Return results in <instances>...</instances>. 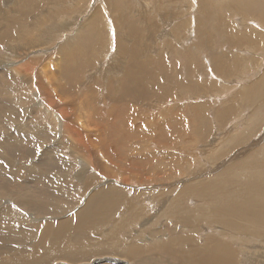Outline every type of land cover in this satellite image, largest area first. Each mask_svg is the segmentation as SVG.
Instances as JSON below:
<instances>
[{"label":"rangeland","instance_id":"374dc122","mask_svg":"<svg viewBox=\"0 0 264 264\" xmlns=\"http://www.w3.org/2000/svg\"><path fill=\"white\" fill-rule=\"evenodd\" d=\"M6 1L0 3V70L4 68L0 73V212L4 213L0 224L19 216L29 231L12 236L15 248L7 246L2 234L6 229L0 225V264H44L56 258L60 259L52 264H95L97 256L92 255L82 257L87 260L80 263L64 259L65 248L73 252L90 237L104 244L111 237L123 240V247L113 255L119 264L123 260L138 264L140 254L150 248L154 252V247L160 263L178 264L175 253H163V245L176 237H188L196 245L223 240L232 246L235 260L245 255L264 257V235L238 234L209 217L192 226L185 220L175 223L172 206L176 185L222 171L224 175L236 163L239 148L264 152V93L259 98L245 93L264 75V18L257 17L264 16V0H34L45 2L44 9ZM95 29L101 30L102 45L85 44L83 36ZM28 31H34L29 35L32 40L26 38ZM134 39L143 71L134 80L137 83H129L133 95L120 96L117 86L123 80H119L122 76L126 80L125 71L133 62L117 48L121 43L135 48ZM17 65L23 69L16 70ZM63 68L67 72L62 73ZM52 105H62L66 114H52ZM196 121L207 131L202 138ZM258 124L260 129L250 137ZM108 127L115 133L106 131ZM39 131L45 134L39 136ZM113 136L117 141L109 144ZM239 137H244L240 145ZM79 138L93 146H78ZM160 139L173 146L159 144ZM118 148L126 150L121 153ZM150 152L167 155L148 160ZM136 162L147 163L146 176L156 178L131 177L137 172ZM176 162L180 172L167 176ZM259 174L264 176V168ZM111 187L119 189L125 210H141L121 229L111 227L116 215ZM193 198L182 204L205 206L204 199ZM85 218L100 225V230L90 228ZM131 246L138 251L134 256L126 250Z\"/></svg>","mask_w":264,"mask_h":264},{"label":"bare ground","instance_id":"6f19581e","mask_svg":"<svg viewBox=\"0 0 264 264\" xmlns=\"http://www.w3.org/2000/svg\"><path fill=\"white\" fill-rule=\"evenodd\" d=\"M6 1V0H5ZM8 1V0H7ZM6 1V2H7ZM12 0H10L11 2ZM34 0H19L20 3H32ZM3 2V0H0V3ZM8 3V2H7ZM11 4V3H10ZM2 5V4H1ZM5 5V4H4ZM8 5V4H6ZM5 5V6H6ZM117 5V4H115ZM1 7V6H0ZM114 7V4H113ZM2 8V7H1ZM13 10V7H11ZM41 9H44V6H41ZM111 10V9H110ZM0 10V14H1ZM96 12V10H94ZM96 14V13H93ZM99 14H101L99 12ZM5 16V15H4ZM6 17V16H5ZM10 17V16H9ZM118 17H121L118 16ZM258 18H264V16H262L261 14L259 16H257ZM2 19V16L0 17ZM10 19V18H9ZM264 20V19H263ZM33 23H34V19H33ZM119 24V23H118ZM117 24V25H118ZM122 24V23H121ZM53 26V29L57 28V23L55 22ZM86 28V27H85ZM128 32L130 33H134L133 31H130L129 29H127ZM30 31V30H29ZM28 31V33L26 34V38L29 40H32V34L34 33V31H38L37 29L33 31V33H30ZM100 29H95L94 30V34H89L88 36H83L84 42L85 44H89L91 46V44H96L99 43L100 39L98 37L100 32ZM124 31V30H123ZM122 32V31H120ZM127 32V33H128ZM57 33V32H56ZM83 33V32H82ZM92 33V32H91ZM128 33V35H134V34H130ZM31 34V36H29ZM49 34V33H48ZM120 36V34L118 35ZM258 36V35H257ZM126 37V36H125ZM129 37V36H127ZM43 38V35H42ZM54 39V38H53ZM103 40V39H102ZM130 40V39H129ZM240 41L243 42L242 38H239ZM34 41V39H33ZM32 41V43H33ZM37 41V40H36ZM42 41V40H41ZM44 42V41H43ZM48 42V41H47ZM78 42V41H77ZM80 42V41H79ZM102 42V41H101ZM100 42V43H101ZM49 43V42H48ZM99 43V44H100ZM119 42L116 43V45ZM132 43V42H131ZM45 44V43H44ZM80 44V43H79ZM83 43V45H85ZM136 42L135 39L133 40L132 46H135ZM77 45V44H75ZM97 45V44H96ZM102 45V43H101ZM121 47L117 48L118 50H120L125 54H128V58L130 60H132L133 64L129 65L130 67L125 71L126 73V80L124 81L125 76H122L120 78L119 81H122L118 86H117V92L119 93L120 96H126V95H133V90L130 87V82L132 81L133 83L135 82L134 80H138V78H141V76L139 75L140 73H142L143 71V65L138 61L139 57H138V53L136 51V46L135 48H132L131 46H124V44L121 43ZM137 45V44H136ZM94 46V45H93ZM93 46L91 48H93ZM104 46V45H103ZM102 46L103 49H105ZM106 46V45H105ZM119 46V45H118ZM100 47V45L98 46ZM86 48V45L85 47ZM88 48V47H87ZM139 48V47H138ZM150 48V47H149ZM97 49V47H96ZM101 49V48H100ZM147 49V48H146ZM142 50V49H141ZM140 49L138 51H141ZM81 51V50H80ZM76 52V51H75ZM78 53H80L78 51ZM94 53V52H93ZM105 53V51H104ZM118 52H116L117 54ZM90 54V53H89ZM120 55V53H118ZM123 54V55H125ZM147 55V54H146ZM84 56V55H83ZM126 56V55H125ZM97 57V56H96ZM99 57V56H98ZM123 57V56H122ZM154 57V56H153ZM117 58V57H116ZM125 58V57H124ZM78 59V58H77ZM119 59V56H118ZM143 59V58H142ZM141 59V60H142ZM96 60V58H95ZM112 60V59H111ZM114 60V59H113ZM120 60V59H119ZM127 61V59H125ZM151 60V59H150ZM68 61V60H67ZM75 61V60H72ZM110 62V60H108ZM115 62V61H114ZM113 62V63H114ZM73 63V62H72ZM76 63V62H74ZM120 63V62H119ZM123 62H121L122 64ZM80 64V63H79ZM86 64V63H85ZM104 64V63H103ZM124 64V63H123ZM129 64V63H128ZM126 64V65H128ZM131 64V63H130ZM111 65V64H110ZM67 68H69V64H67ZM73 65L72 69H74ZM107 67V66H106ZM113 67V66H111ZM86 68V67H85ZM110 68V66H109ZM18 71H21L23 69V65L21 66H16L15 68ZM63 69H60L63 73ZM70 69V68H69ZM4 68L1 67L0 73H3ZM59 71V70H58ZM59 71V72H61ZM66 71V69H65ZM80 71V70H79ZM86 71V70H85ZM135 71V72H134ZM59 72H57L59 74ZM67 72V71H66ZM73 72V71H72ZM109 72V71H108ZM112 72V71H111ZM114 73H119V75L123 74V72H119L117 70L113 71ZM61 73V74H62ZM4 74V73H3ZM2 74V75H3ZM73 74V73H71ZM113 74V73H111ZM110 74V75H111ZM60 75V74H59ZM81 75V74H80ZM84 75V74H83ZM115 75V74H114ZM118 75V74H116ZM69 76V75H68ZM78 76V74H77ZM76 76V77H77ZM63 78V74L61 76ZM60 77V78H61ZM32 78V77H31ZM59 78V79H60ZM74 78V75H72L69 78V81L72 82ZM81 78V77H80ZM53 79V78H52ZM76 79V78H75ZM74 79V80H75ZM118 79V78H117ZM34 80V79H32ZM45 80V79H44ZM56 80V79H54ZM53 80V83H54ZM61 80V79H60ZM1 78H0V83H1ZM5 81V80H4ZM117 81V80H116ZM14 82V81H13ZM35 82V81H33ZM36 83V82H35ZM57 83V82H56ZM63 83V82H62ZM61 83V84H62ZM75 83V82H74ZM78 83V82H77ZM107 83V82H106ZM132 83V84H133ZM137 83V81L135 82ZM142 83V82H141ZM65 84V83H64ZM109 84V83H108ZM139 84V83H138ZM13 85V84H12ZM12 85H10L12 87ZM50 85V84H49ZM70 85V84H69ZM117 85V84H115ZM16 86V84H15ZM37 86V85H36ZM67 86V85H66ZM65 86V87H66ZM140 86V85H139ZM3 87V86H1ZM10 87V88H11ZM113 87V86H112ZM13 88V87H12ZM11 88V90H12ZM16 88V87H14ZM13 88V90H14ZM58 88V87H57ZM105 88V87H104ZM55 89V88H54ZM64 89V88H62ZM67 89V88H66ZM111 89V88H109ZM12 90V91H13ZM15 90H18L17 88ZM43 90V89H42ZM61 90V88L59 89ZM65 90V89H64ZM63 91V90H62ZM61 91V92H62ZM116 91V90H115ZM114 91V92H115ZM1 92V89H0ZM10 92V91H9ZM20 92V90H19ZM54 93V91H52ZM58 92V90H57ZM77 92V90H76ZM138 93H142L143 91L137 90ZM4 93V92H3ZM21 93V92H20ZM70 93V92H69ZM88 93V92H87ZM93 93V92H92ZM113 93V91H112ZM245 93L247 94H251L252 97L254 96H259L261 94L264 93V75L260 77V79H258L255 83H253L252 85L248 86L247 88H245ZM8 94V93H7ZM14 94V93H13ZM12 94V96H13ZM18 94V93H17ZM60 94V93H59ZM64 94V93H63ZM116 94V93H114ZM10 94H8L7 96H9ZM15 95V94H14ZM20 95V94H19ZM70 95V94H68ZM81 95V94H80ZM23 96V94H22ZM21 96V97H22ZM61 96V95H60ZM59 96V98H60ZM116 96V95H115ZM119 96V97H120ZM3 97V96H2ZM53 97V96H52ZM63 97V96H62ZM74 97V95H73ZM71 97V98H73ZM79 97V96H78ZM87 97V96H86ZM202 97V96H201ZM200 97V98H201ZM13 98V97H12ZM18 98V97H16ZM20 98V97H19ZM18 98V99H19ZM68 99H70L69 97H67ZM77 98V97H76ZM80 98V97H79ZM78 98V99H79ZM131 98V97H129ZM141 98V97H140ZM1 99V98H0ZM8 99V98H7ZM26 99V98H24ZM57 99V98H56ZM55 99V100H56ZM62 99V98H61ZM124 99V98H123ZM86 100V99H85ZM90 100V99H89ZM126 100V99H125ZM135 100H137L135 98ZM144 100V99H143ZM9 101L6 100V102ZM52 101V99H51ZM59 101V100H58ZM115 101V100H114ZM119 101V100H118ZM116 101V102H118ZM122 101V99H121ZM120 101V102H121ZM127 101V100H126ZM129 101V100H128ZM19 102V101H18ZM22 102V101H21ZM61 102V101H60ZM65 102V101H64ZM76 102V101H75ZM79 102V100H78ZM17 103V102H16ZM49 103V102H48ZM47 103V105H48ZM66 103V102H65ZM87 102L85 101L84 104H86ZM113 103V102H112ZM1 104V103H0ZM3 104V103H2ZM55 104V102H54ZM89 104V103H88ZM115 104V103H113ZM123 104V103H122ZM126 104V103H125ZM116 105V104H115ZM118 105V103H117ZM2 106V105H1ZM4 106V104H3ZM12 106V105H11ZM17 107L19 105H16ZM15 106V107H16ZM53 106H59L57 109H52ZM197 106H200V104H197ZM202 106V105H201ZM10 107V106H9ZM16 107V108H17ZM51 113L54 115L57 114L58 112L60 114H62L63 112H65V108L62 105H52L51 106ZM67 107V104H66ZM15 108V110H16ZM47 108V107H46ZM5 109V108H4ZM8 109V108H7ZM49 109V108H48ZM194 109V107H193ZM13 110V108H12ZM108 110V109H106ZM226 110V109H225ZM233 110V109H232ZM19 112V110H18ZM202 111H200L201 113ZM228 112V111H227ZM5 113H6V109H5ZM4 113V114H5ZM8 113V112H7ZM221 114H223L221 112ZM220 114V115H221ZM226 114V113H224ZM223 114V115H224ZM76 115V114H75ZM120 115V114H119ZM227 115V114H226ZM4 116V115H3ZM10 116V115H9ZM123 116V115H122ZM199 116H203V115H199ZM205 116V115H204ZM7 117V116H6ZM73 117V116H72ZM121 118V117H119ZM8 119V117H7ZM7 119H5L4 121H6ZM124 119V118H122ZM199 119V118H198ZM11 120V119H10ZM121 120V119H120ZM127 120V119H126ZM175 120V119H174ZM193 120V119H192ZM195 120V118H194ZM1 121V119H0ZM77 121V119H76ZM95 121V120H94ZM199 121V120H198ZM202 121V120H201ZM92 122V120H91ZM197 122V121H196ZM200 122V121H199ZM93 123V122H92ZM126 123V122H125ZM172 123V122H171ZM89 124V123H88ZM120 124V123H119ZM194 124V123H193ZM198 124V122H197ZM81 126V124H79ZM90 125V124H89ZM97 125V124H96ZM121 125V124H120ZM196 125V124H195ZM70 126V125H68ZM88 126V125H87ZM122 127V126H121ZM196 128V127H195ZM260 129V124H258L252 131H250L249 136L251 137L253 134L257 133L258 130ZM40 129V128H37ZM102 129V128H101ZM100 129V130H101ZM121 129L122 128H118ZM177 129V128H175ZM45 130V129H41ZM76 130V129H75ZM108 132H112L115 133V131H113L111 128H106L105 129ZM103 129V131H105ZM36 131V130H35ZM39 131L37 134L39 136H43V132ZM78 131V130H77ZM120 131V130H119ZM124 131V130H123ZM122 131V132H123ZM195 131V130H194ZM169 132V129H168ZM74 133V132H73ZM118 134L120 132H117ZM116 133V134H117ZM197 133L198 135L202 138L204 136L205 133V128L202 126L201 123H199L197 125ZM196 133V134H197ZM72 134V133H70ZM114 134V135H116ZM177 134V133H176ZM82 135V133H81ZM121 135V134H120ZM125 135V134H124ZM129 135V134H128ZM133 135V134H132ZM167 135V134H166ZM37 136V135H36ZM135 136V134H134ZM119 137V136H118ZM122 137V135H121ZM124 137V136H123ZM129 137V136H128ZM138 136H136L137 138ZM140 137V136H139ZM155 137V136H154ZM196 137V136H195ZM130 139H132L131 137H129ZM134 138V137H133ZM141 138V137H140ZM148 138V137H147ZM120 139V138H119ZM127 138H125L124 140H126ZM135 139V138H134ZM138 139V138H137ZM249 140V139H246ZM114 141H117V139H115V136H113L112 140L109 142V144L115 143ZM127 141V140H126ZM173 141V140H172ZM103 141H101L102 143ZM119 142V140H118ZM125 142V141H124ZM134 142V141H133ZM242 142H244V137H239L238 138V145H240ZM123 143V142H122ZM127 143V142H126ZM130 143V142H129ZM139 143V142H138ZM161 143H168L167 141H163L162 139H160L159 144ZM173 143V142H172ZM76 144L78 146L83 145L86 148H90L93 146L92 141H86V139L83 138H79L76 139ZM102 144H105V142H103ZM125 144V143H124ZM131 144V143H130ZM136 144V143H135ZM140 144V143H139ZM143 144V143H142ZM141 144V145H142ZM126 145V144H125ZM139 145V146H141ZM173 146V144H171ZM104 146V145H103ZM129 146V144L127 145V147ZM136 146V145H134ZM146 146V145H145ZM118 147V146H117ZM123 148V145H122ZM129 148H131V146H129ZM119 149V148H118ZM117 149V150H118ZM121 149V146H120ZM118 150L122 153V150ZM139 149V148H138ZM240 150H238V157L236 160V163L233 164L232 166H229V170L223 175V171L217 174H212V175H208V176H203L202 178H191V179H187L185 181H183L181 184L176 185L177 188V195L175 196V198L172 200L173 203V208L175 210V214L176 217L175 218V223H178L179 220H185L186 223H188L190 226L194 225V224H199L200 223V219L204 218V217H209L211 218V220L216 219V223L222 224V226H229L231 228H235L238 230V234L240 233H244L246 234L248 237H256L257 235H264V176L259 174V171L264 168V152H262L260 149L255 148V149H242L239 148ZM126 150V149H125ZM128 150V149H127ZM131 150H133V148H131ZM130 151V150H129ZM128 151V152H129ZM135 151V150H134ZM117 152V151H116ZM126 152V154L128 153ZM136 152V151H135ZM135 152L133 154H135ZM121 153H116L118 155H121ZM130 153V152H129ZM138 153V151H137ZM141 153V152H139ZM125 154V153H124ZM158 154V153H157ZM167 154H158L156 155V152H150L147 157L148 160H153V159H162L163 157H165ZM142 156V155H141ZM118 160L120 159L119 157H117ZM236 158V157H235ZM145 160L146 157L144 158ZM143 159V160H144ZM122 160V159H121ZM120 160V161H121ZM173 160V159H172ZM177 160V159H176ZM166 161V160H163ZM69 162V161H68ZM124 162H127L124 160ZM131 162V161H130ZM157 162V161H156ZM119 163V162H118ZM124 164V163H123ZM122 164V165H123ZM135 168H137V172L132 174L131 177L134 178H138V179H154L156 178L155 174L152 175V177H147L146 176V169H147V163H135ZM119 165V164H118ZM126 165V164H125ZM131 165V164H130ZM175 168L172 169V171L170 173H168L167 176L170 177H174V175L178 171L179 164L178 162L175 163ZM114 166V165H113ZM119 167V166H118ZM121 167V164H120ZM124 167V166H123ZM125 168V167H124ZM121 169V168H120ZM123 169V168H122ZM127 169V168H126ZM125 172L127 173V170ZM187 171H189L190 173L192 172L190 168L186 169ZM121 171V170H120ZM123 171V175L124 177L127 175L124 174V170ZM121 171V172H122ZM130 172V171H129ZM132 172V170H131ZM133 173V172H132ZM120 174V173H119ZM131 174V173H130ZM194 174V173H193ZM122 175V174H121ZM130 176V175H129ZM211 176H217L212 178ZM219 176V177H218ZM122 177V176H121ZM123 178V177H122ZM128 180V179H126ZM183 185V186H182ZM109 193H110V197H111V202L113 204L114 210H115V220L113 222V224L111 225V227L114 228H124L129 222L133 221L135 217L138 216V214L141 212V210L139 212H137L135 207H126L127 210H125L122 206V198L119 196L120 191L117 187H111L109 188ZM137 197H139L140 195L137 193H134ZM123 195V194H122ZM243 196V198H242ZM193 197H201L202 199H204L205 201V206L202 205L198 208H191L188 206H185L182 204V202H185L186 199H191V201L194 199ZM136 199V198H135ZM89 201V198L86 199V203ZM196 201V200H194ZM193 202V201H192ZM197 202V201H196ZM35 206V204H33ZM44 207V206H43ZM85 207V206H84ZM55 209H59V208H55ZM60 209H65L64 207H61ZM1 216L4 213H1ZM9 217L12 215L7 214ZM6 217V219H8L9 217H7L6 215L4 216V218ZM1 220V219H0ZM87 222V225L94 229V228H98V224L93 223L90 221L89 218H85L84 223ZM174 223V225H176ZM3 225L5 227L6 230L2 231V234L4 236H7L6 239H4L6 241L7 246H13L16 248V244L13 242L12 240V236L14 234L20 235L23 234V230L27 229V231H29V228L27 227V223H25L23 221V219L19 216H12V218L8 221L5 220L4 223L0 224ZM249 225V226H247ZM16 226L18 227V230H20V232L17 230ZM54 225L49 224V227H52ZM247 226V227H245ZM101 227V226H100ZM110 227V228H111ZM113 228V229H114ZM15 229V231H14ZM108 229V228H107ZM112 229V228H111ZM98 231L100 230V228L97 229ZM113 231V230H112ZM122 231V230H121ZM108 233V232H106ZM110 233V231H109ZM115 235H118V229L116 231L115 229ZM118 233V234H117ZM111 234V233H110ZM9 236L11 237V239L9 238ZM114 236V233H113ZM2 238V237H1ZM94 237H90L84 239L85 243L83 246L77 247L74 249L73 252H71L69 249H66L67 254L65 255L64 259L65 261H70L73 263H80L83 262L85 260H87L86 258H82V257H87V256H97L94 262H96L95 264H101V263H115V264H119L118 262H115L114 260L117 258L113 255H116L119 253L118 250H120L123 247V240H121L119 237H111V239L109 240H105L106 244L103 243V240H98V238H94ZM163 247H165L163 253L166 252V250H168L169 254H176L177 258H178V264H264V257L260 258L259 256H249V255H245L244 257H239L238 256V260H235L234 255H233V248L231 245H229L228 243H226L223 240H211L210 242H208L207 244H203L201 243L200 245H196V244H190L189 238L185 237L180 239L179 237L176 238H170L168 240V243L166 245H163ZM126 250L130 251L129 256H134V254H137L138 251L137 249H135L133 246L128 247ZM158 254V248L154 247V252H153V248L150 249H146L145 251H143L140 256L137 258V262L138 264H163L160 263L157 259L156 256ZM100 256H105V258H102ZM57 259L60 258H56V259H52L51 262H48V259L45 260L44 264H52L54 263V261H56ZM122 260V259H121ZM124 263L123 264H132V262L129 261H125L123 260ZM126 262V263H125ZM27 263H29L27 261ZM30 264V263H29Z\"/></svg>","mask_w":264,"mask_h":264},{"label":"crops","instance_id":"0c3cea01","mask_svg":"<svg viewBox=\"0 0 264 264\" xmlns=\"http://www.w3.org/2000/svg\"><path fill=\"white\" fill-rule=\"evenodd\" d=\"M13 1V0H12ZM42 3H45V2H42ZM42 3H36L35 1H33L32 3H27V4H29V5H25L26 7H38V8H41V6H43L42 5ZM23 3H20V5H22ZM0 17H1V15H0ZM12 135V134H11ZM0 136H1V134H0ZM1 141V140H0ZM2 142V141H1ZM61 190V189H60Z\"/></svg>","mask_w":264,"mask_h":264}]
</instances>
